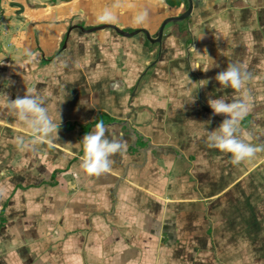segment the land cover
Listing matches in <instances>:
<instances>
[{"label": "crops", "instance_id": "1", "mask_svg": "<svg viewBox=\"0 0 264 264\" xmlns=\"http://www.w3.org/2000/svg\"><path fill=\"white\" fill-rule=\"evenodd\" d=\"M187 8L0 0V264H264V0H193L161 44L77 27L155 37ZM105 10L114 19L100 23ZM236 60L250 79L217 92ZM28 94L59 129L21 150L32 132L8 100ZM219 95L246 99L239 135L262 149L239 165L206 143L226 118L208 104ZM101 121L122 148L90 176L82 138Z\"/></svg>", "mask_w": 264, "mask_h": 264}, {"label": "clouds", "instance_id": "2", "mask_svg": "<svg viewBox=\"0 0 264 264\" xmlns=\"http://www.w3.org/2000/svg\"><path fill=\"white\" fill-rule=\"evenodd\" d=\"M145 15L141 13L137 18L138 22L142 21ZM97 19L100 23H108L114 19V16L109 10H105ZM0 63H3V58H0ZM211 66L212 64L209 65ZM215 79L220 85L217 92L224 93L228 89L240 91L250 79V74L242 67V61L236 60L219 72ZM117 87H119L118 83H114L113 88ZM208 104L213 114H224L226 117L217 129L209 132L206 140L208 147L230 154L229 162L233 165H239L253 158L262 150L241 139L239 135V125L249 112L246 99L228 101L224 95H219L217 98H209ZM81 105L93 107L92 101L81 100ZM8 108L32 132L29 140L18 141L21 150L33 149L37 143L50 137L52 133L58 134L59 128L50 119L44 101L39 95L28 94L15 100H8ZM82 140L84 154L81 157V168L84 172L90 176L107 173L111 167V157L122 148L121 138L118 135L106 136V127L101 121L95 125V130L84 135Z\"/></svg>", "mask_w": 264, "mask_h": 264}, {"label": "water", "instance_id": "3", "mask_svg": "<svg viewBox=\"0 0 264 264\" xmlns=\"http://www.w3.org/2000/svg\"><path fill=\"white\" fill-rule=\"evenodd\" d=\"M192 8H193V0H188V8L183 13L176 15V16L167 17L166 19H164L162 21L155 37H151L149 32L145 29H136L132 32H127V31L120 29V28H118L112 24H104V25L94 26V27H91L89 29H85L81 25H77V27L81 28L83 31H97V30H101V29L110 27V28L115 29L119 34L126 35V36H132L136 33L143 32L151 42H154V43L157 42V43L161 44L165 26L170 22H178V21H182V20L187 19V17H189V15L191 14ZM133 134L137 135L138 132L136 130H134Z\"/></svg>", "mask_w": 264, "mask_h": 264}, {"label": "trees", "instance_id": "4", "mask_svg": "<svg viewBox=\"0 0 264 264\" xmlns=\"http://www.w3.org/2000/svg\"><path fill=\"white\" fill-rule=\"evenodd\" d=\"M171 3H173V0H169Z\"/></svg>", "mask_w": 264, "mask_h": 264}]
</instances>
